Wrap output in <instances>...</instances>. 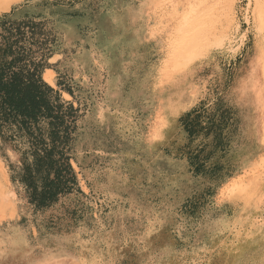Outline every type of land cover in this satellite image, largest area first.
Instances as JSON below:
<instances>
[{
  "label": "rangeland",
  "instance_id": "374dc122",
  "mask_svg": "<svg viewBox=\"0 0 264 264\" xmlns=\"http://www.w3.org/2000/svg\"><path fill=\"white\" fill-rule=\"evenodd\" d=\"M6 1L0 71L35 73L56 117L0 109V219L13 190L26 264H264V101H242L264 0Z\"/></svg>",
  "mask_w": 264,
  "mask_h": 264
},
{
  "label": "trees",
  "instance_id": "16d2710c",
  "mask_svg": "<svg viewBox=\"0 0 264 264\" xmlns=\"http://www.w3.org/2000/svg\"><path fill=\"white\" fill-rule=\"evenodd\" d=\"M52 89L33 72L12 71L8 77L0 71V109L7 117L21 123L36 122L45 117L54 120V105L47 97Z\"/></svg>",
  "mask_w": 264,
  "mask_h": 264
},
{
  "label": "crops",
  "instance_id": "0c3cea01",
  "mask_svg": "<svg viewBox=\"0 0 264 264\" xmlns=\"http://www.w3.org/2000/svg\"><path fill=\"white\" fill-rule=\"evenodd\" d=\"M190 91V89L187 90V92ZM189 107V106H188ZM223 110H227V115H228V109H223ZM190 114V109H186L184 111H182L179 119H180V123H184L183 125H190V123H196L197 121H192L191 118H189ZM229 124L228 119L223 121V124ZM191 124V125H192ZM187 128H189V126H187ZM0 172L4 173V176L2 177V182H7V185L10 189H12V184H11V180L10 177L7 173V171L5 170V167L3 164L0 165ZM12 192L14 193V208L13 211H9L10 214H8L4 219H0V236L2 235H6L8 234L10 237L7 241V243L3 244L0 247V264H26L27 263V258H28V248L27 245H14L16 244L15 242H17L18 240L15 241H10L11 237H14L15 239H19L23 240L26 242L27 239V233L26 230L24 228H22L20 221L22 219L25 218V214L22 213L21 208H22V204H24V201L22 200V197L20 196L19 200L17 199V195L15 194V192L12 190ZM19 221V222H18ZM7 226V228H6ZM3 228H6V231L1 232V230ZM12 247L14 248H18L19 247V260H14L12 261L11 259H8L7 261L5 260L6 257H8V255L11 253ZM31 255H35V254H31ZM3 260L4 263L1 262V260Z\"/></svg>",
  "mask_w": 264,
  "mask_h": 264
},
{
  "label": "bare ground",
  "instance_id": "6f19581e",
  "mask_svg": "<svg viewBox=\"0 0 264 264\" xmlns=\"http://www.w3.org/2000/svg\"><path fill=\"white\" fill-rule=\"evenodd\" d=\"M9 0H7L6 2L8 3ZM5 3V2H4ZM1 7V5H0ZM5 6H2V8H4ZM7 7V6H6ZM190 17H185L183 18V26L187 25V22L191 19H189ZM189 19V20H188ZM197 20H199L197 18ZM192 21V20H191ZM196 21V19L194 20ZM198 23V22H197ZM264 23V22H263ZM196 24V23H195ZM190 26V25H189ZM186 27V26H185ZM183 28V27H182ZM187 28V27H186ZM189 28V27H188ZM192 28V27H191ZM185 30V29H184ZM184 33V32H183ZM186 33V32H185ZM179 35V34H178ZM259 35H260V40H261V47L259 49H254L256 50V54L254 56L255 60L257 61V65H256V68H255V72L253 74L252 77H250V80H249V84L251 83V86H254V85H257V84H260V88H259V91H258V94L255 95L256 97H252L250 94L246 93L243 98H242V101H243V109L244 108H248L250 111H251V115L254 117H256L255 114H253L252 112V109L254 106H256V104H259V103H262L264 101V24L261 25L259 27ZM182 36V35H181ZM195 35L193 37V35H191L190 37H188L187 39L190 40V41H193L195 40ZM197 38V37H196ZM205 38V37H204ZM202 39V38H200ZM199 39V40H200ZM185 40V38L183 39ZM197 40V42L199 41ZM203 40V39H202ZM249 40V39H248ZM248 40H246L245 42H247ZM189 41V42H190ZM185 42V41H184ZM195 42V41H194ZM244 42V43H245ZM191 43V42H190ZM196 43V42H195ZM194 43V44H195ZM202 43V41H201ZM200 43V45H201ZM244 43H240L239 41V50L241 49V46L244 44ZM187 44V43H186ZM197 44V43H196ZM249 44V43H248ZM247 44V45H248ZM198 47V46H197ZM253 51V50H252ZM44 79L49 83L51 84L52 83V76H51V73H46L45 76H44ZM184 79L185 81L182 82V84L177 87L175 90H174V93L173 94H180V93H183V89L185 87L188 86V88H194L193 86V82H191V79L189 78V75L186 74L184 75ZM171 95V94H170ZM174 96V95H173ZM251 97V99H250ZM249 106V107H248ZM254 113H256L254 111ZM250 116V115H248ZM251 116V117H252ZM258 118H264V114H259V117ZM3 202L4 200H1V204H0V208L2 209L3 208Z\"/></svg>",
  "mask_w": 264,
  "mask_h": 264
}]
</instances>
